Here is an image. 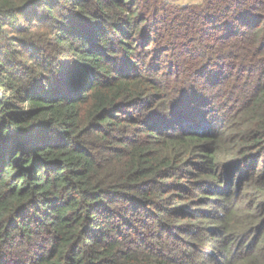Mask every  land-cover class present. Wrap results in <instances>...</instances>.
Returning <instances> with one entry per match:
<instances>
[{"label": "trees", "instance_id": "1", "mask_svg": "<svg viewBox=\"0 0 264 264\" xmlns=\"http://www.w3.org/2000/svg\"><path fill=\"white\" fill-rule=\"evenodd\" d=\"M0 264H264V0H0Z\"/></svg>", "mask_w": 264, "mask_h": 264}, {"label": "rangeland", "instance_id": "2", "mask_svg": "<svg viewBox=\"0 0 264 264\" xmlns=\"http://www.w3.org/2000/svg\"><path fill=\"white\" fill-rule=\"evenodd\" d=\"M170 2H174L176 4H185V3H199L202 0H167Z\"/></svg>", "mask_w": 264, "mask_h": 264}]
</instances>
